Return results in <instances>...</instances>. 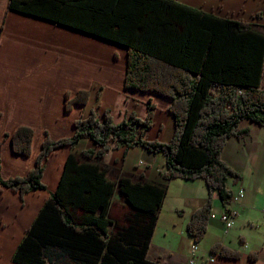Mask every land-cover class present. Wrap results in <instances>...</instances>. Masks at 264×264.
Returning <instances> with one entry per match:
<instances>
[{"label":"trees","instance_id":"trees-1","mask_svg":"<svg viewBox=\"0 0 264 264\" xmlns=\"http://www.w3.org/2000/svg\"><path fill=\"white\" fill-rule=\"evenodd\" d=\"M8 7L91 34L126 49L124 88L170 99L175 132L165 143L149 140L155 103L148 115L133 112L115 122L111 111L74 123V133L46 136L35 167L26 175L3 179L2 185L23 195L46 188L45 162L62 147L74 148L88 138L95 148L66 160L59 188L34 219L16 249L17 264H161L147 259L168 185L121 177L109 180L102 160L118 141L126 149L142 147L165 156L163 179H204L209 196L187 224L198 243L204 239L219 193L225 209L232 201L231 175L239 173L222 157L230 137L244 138L240 127L250 120L264 127V33L244 20L217 17L177 0H9ZM262 17L261 12L254 15ZM118 55V54H116ZM87 89L67 92L65 110L84 106ZM1 117V113H0ZM27 125L6 134L16 154L30 156L34 130ZM116 147V146H115ZM1 172V160H0ZM125 203L116 201L114 193ZM211 253L239 259L237 249L215 243ZM250 260L258 254L250 252Z\"/></svg>","mask_w":264,"mask_h":264},{"label":"crops","instance_id":"crops-1","mask_svg":"<svg viewBox=\"0 0 264 264\" xmlns=\"http://www.w3.org/2000/svg\"><path fill=\"white\" fill-rule=\"evenodd\" d=\"M179 1L217 17L250 22L254 29L264 33V0ZM8 3L9 0H0V175L3 179L29 173L35 167L47 135L57 140L73 135L75 121L89 116L93 110L98 116L109 110L115 122L120 123L133 112L141 118L148 115L147 104L152 98L157 109L147 138L166 143L172 139L175 121L168 110L171 100L124 88L125 48L61 24L15 12L9 9ZM258 12L262 17H253ZM262 85L264 87V73ZM82 89L90 92L87 104L66 111L67 92L75 94ZM23 125L34 130L30 156L14 153L11 138L5 136L12 135ZM240 127L249 129L250 133L244 138L230 137L222 157L240 173L242 180L234 184L228 181L233 192L228 210L219 193L212 194L210 213L219 216L223 211L236 212L235 226L227 230L219 218L210 217L207 233L198 243L188 233L187 224L210 194L205 180L174 178L166 182L163 179L164 154L150 153L142 147L126 149L118 141L112 142L113 148L100 160L109 180L118 182L121 177H130L168 185L148 260H159L161 264H191L192 261L194 264H264V248L256 261L248 258L251 249L256 251L258 247L247 232L248 223L254 220V211L264 213L261 189L264 127L247 119L240 121ZM94 148L95 143L84 138L74 148L66 146L54 151L45 162L43 182L46 188L23 197L0 181V264H17L13 260L14 253L44 204L59 188L69 155H81ZM241 190L245 196L234 200ZM119 191L118 187L114 199L125 203ZM215 243L237 249L242 257L226 259L212 254L211 247ZM195 244L199 247L197 253L193 251Z\"/></svg>","mask_w":264,"mask_h":264},{"label":"rangeland","instance_id":"rangeland-1","mask_svg":"<svg viewBox=\"0 0 264 264\" xmlns=\"http://www.w3.org/2000/svg\"><path fill=\"white\" fill-rule=\"evenodd\" d=\"M177 1H179V0H177ZM249 21H252V19H249ZM263 89H264V87H263ZM151 102L155 103L157 105V103H156V101H154V99H152ZM262 128H263V126H262ZM152 134H153V132H152ZM163 142H165V141H163ZM236 172L239 173L238 171H236ZM239 175H240V173H239ZM260 176H261V174H260ZM229 180H231V183L234 184L235 182L242 180V176L240 175V178H239V177H237V175H231L229 177ZM262 184L263 185H262L261 189H262L263 194H264V176H263ZM263 198H264V196H263ZM247 229H248L247 230L248 237L251 239L252 243L258 247V250L254 251L253 249H251L250 252H256L259 255V251H262L264 248V213H262V215H261V212H259V211L255 212L254 211V220L252 221V223H248ZM248 241L250 242V240H248Z\"/></svg>","mask_w":264,"mask_h":264},{"label":"built area","instance_id":"built-area-1","mask_svg":"<svg viewBox=\"0 0 264 264\" xmlns=\"http://www.w3.org/2000/svg\"><path fill=\"white\" fill-rule=\"evenodd\" d=\"M244 196H245V192L244 190H241V192L238 195L234 196L233 199L238 200L239 198L241 199ZM235 216H236V212L234 211H226V212L223 211L219 216H216L214 213L210 215L212 219L219 218L225 224V228L227 230L235 226ZM198 250L199 247L197 244H195L193 247V251L197 253ZM191 264H194V261H192Z\"/></svg>","mask_w":264,"mask_h":264}]
</instances>
